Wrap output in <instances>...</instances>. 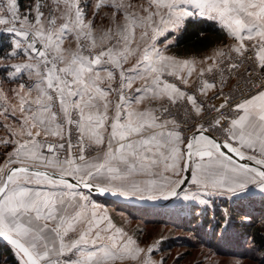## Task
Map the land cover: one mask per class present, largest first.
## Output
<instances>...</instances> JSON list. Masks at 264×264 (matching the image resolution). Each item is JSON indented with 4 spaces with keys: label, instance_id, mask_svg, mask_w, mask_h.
<instances>
[{
    "label": "snow or ice",
    "instance_id": "1",
    "mask_svg": "<svg viewBox=\"0 0 264 264\" xmlns=\"http://www.w3.org/2000/svg\"><path fill=\"white\" fill-rule=\"evenodd\" d=\"M55 2L64 5L59 17L45 18L37 3L35 22L25 16L19 28L17 0L4 6L10 17L0 14V25L25 42L16 39L14 49L36 60L11 65L8 76L28 71L38 81L29 89L38 93L34 105L20 97L19 135L28 139L12 149L9 164L18 166L0 172V237L20 264H158L152 246L140 247L77 189L114 187L155 200L157 191L175 196L190 172L194 184L213 191L264 190V0H147L138 12L123 0H97L96 10L107 4L123 13H113L99 42L80 0ZM194 15L218 21L232 42L199 63L156 47L157 35ZM68 35L72 51L64 47ZM178 104L183 127L172 111ZM230 153L261 167L238 164Z\"/></svg>",
    "mask_w": 264,
    "mask_h": 264
},
{
    "label": "rangeland",
    "instance_id": "2",
    "mask_svg": "<svg viewBox=\"0 0 264 264\" xmlns=\"http://www.w3.org/2000/svg\"><path fill=\"white\" fill-rule=\"evenodd\" d=\"M96 2L97 0H80V7L84 10L85 22L93 21L95 36L99 42L100 36L111 24L113 13L118 18L122 17L123 13L107 4L96 10L94 8ZM123 2L133 5L132 10L137 12L140 10V5L147 7V0H123ZM6 3L7 0H0V14L10 17L4 7ZM37 3L40 4V10L44 13L45 18L50 14L59 17L64 11L63 3L57 6L55 0H31L23 9L18 4L20 21L15 25L17 28L20 27L25 16L30 23L35 22ZM62 22V20H57V25ZM7 27L8 25H0V33L9 36L12 41L9 53L14 52L15 54L0 58V172L12 166L9 164V159L14 158L12 149L16 146L15 142L22 143L28 139L27 136L19 135L25 115L19 111L20 97H25L34 105L38 95L35 91L29 92V89L38 82L34 74L29 72L26 74L25 71H22L23 73H19L15 77L8 76L9 72L14 71V68L10 67L11 65L36 63V60L35 54L30 56L23 50L14 49L13 45L16 39H20L22 43L25 42L23 38L7 32L5 30ZM181 28L179 30L168 28L162 35H157L154 41L156 47L165 55L174 56L179 60L199 59L202 61L211 56L215 48H223L224 45L232 42V38L228 35L224 41L201 53L177 55L170 50L169 45L176 40ZM37 47L42 46L37 44ZM64 47L68 51L74 50V35H68L65 38ZM127 66L129 65L125 67ZM164 77L172 78L166 74ZM213 133L223 140L226 139L220 131ZM38 139L45 138L41 136ZM54 139L48 138L49 141ZM43 151L45 155H50L46 148ZM245 152L246 155L255 154L259 157L258 152L253 153L251 150H245ZM77 191L88 196L89 201L98 206L101 214L106 213L111 217L112 223L131 236L140 247L152 246L153 252L149 255L158 264H264V251L260 250L248 236H241L235 227L236 222L251 219L249 212L254 209L255 202L264 201V190H261L259 184H249L244 191L227 193L224 190L213 191L210 187L205 188L202 184H194L190 178L176 198L164 205L151 207L124 202L118 204L111 199L98 197L80 188ZM185 196L190 198L185 199ZM133 197L141 198V196ZM143 198H148V196H143ZM237 205L247 207L240 218L232 215L233 208ZM258 215L260 214L258 213ZM260 216L262 221L256 220V218L252 219L255 220L254 224L257 223L264 227V215ZM14 251L20 260V255L17 254L15 248ZM53 258L55 259V257Z\"/></svg>",
    "mask_w": 264,
    "mask_h": 264
},
{
    "label": "trees",
    "instance_id": "3",
    "mask_svg": "<svg viewBox=\"0 0 264 264\" xmlns=\"http://www.w3.org/2000/svg\"><path fill=\"white\" fill-rule=\"evenodd\" d=\"M20 8H25L31 0H17ZM227 37L226 31L217 23L207 17H189L176 40L169 45L170 50L177 55L198 54L202 51L224 41ZM12 48V41L9 36L0 33V58H5ZM1 71V68H0ZM116 202V201H115ZM122 203V202H117ZM256 204V205H255ZM250 220L238 221L235 223L236 229L241 236L246 235L250 240L264 251V227L260 224H254L256 220L262 221L260 215H264V201L255 202ZM152 205H143L151 207ZM160 206V205H154ZM247 207L237 205L233 208V216L240 218ZM250 210V209H249ZM258 213L260 215H258ZM220 229V228H219ZM0 264H20L14 248L0 240Z\"/></svg>",
    "mask_w": 264,
    "mask_h": 264
},
{
    "label": "water",
    "instance_id": "4",
    "mask_svg": "<svg viewBox=\"0 0 264 264\" xmlns=\"http://www.w3.org/2000/svg\"><path fill=\"white\" fill-rule=\"evenodd\" d=\"M192 135V134H190ZM189 135V136H190ZM212 135H214L218 141H221L223 140L222 138L216 136L214 133H212ZM223 151H227L226 149H222ZM230 155L233 156V159L239 163V164H247L248 166L250 167H261L259 165H256L255 164V161H252V160H247V159H243L241 160L239 157H237L234 153H230ZM15 166H18V165H12L11 167H15ZM264 170V169H262ZM190 175L191 173L190 172H184L183 174V178L185 180V183L183 184H180L177 188H176V195L175 196H170V195H166L165 197H160V198H157L155 200H152V199H148V198H140V197H133V196H125V195H122V194H119L117 193L115 190H111V191H108V192H105V193H101L99 192L98 189H84V188H80L82 190H85L87 192H90L91 194H95L96 196L98 197H102V198H107V199H111L113 201H116V202H124V203H128V204H131V205H164L168 202H170L171 200H173L174 198L177 197V195L179 194V192L181 190H183L185 184L187 183L188 179L190 178ZM71 180V178H69ZM0 240L2 242H5L7 244H9L10 246H12L13 248H15L13 245H11L9 243V241L7 239H5L4 237H0Z\"/></svg>",
    "mask_w": 264,
    "mask_h": 264
},
{
    "label": "crops",
    "instance_id": "5",
    "mask_svg": "<svg viewBox=\"0 0 264 264\" xmlns=\"http://www.w3.org/2000/svg\"><path fill=\"white\" fill-rule=\"evenodd\" d=\"M193 17H202V16H199V15H194ZM217 23L220 25V23L217 21ZM221 27H222V25H220ZM225 31H226V33H227V30L226 29H224ZM227 36H228V34H227ZM209 49V48H208ZM207 50V49H206ZM205 51V50H204ZM190 60H195V61H197V63H199L200 62V60L198 59H190ZM206 63H211V61H208V62H206ZM128 67V66H127ZM26 72V74H28V71H25ZM21 73H23V72H21ZM20 73V74H21ZM205 79H209L208 78V74H206L205 75V77H204ZM164 79H166L168 82H170V83H176L177 84V86L178 87H181L183 90H186V86H184V85H182V84H180V82L175 78V77H172V78H167V77H164ZM192 79H195V74L193 75V78ZM140 81H137V83H136V86L138 87L139 85H140ZM185 132V131H184ZM187 135H188V133L187 132H185ZM93 155H95V153H93ZM239 164V163H238ZM182 174H184V173H182ZM190 178H191V175H190ZM189 178V179H190ZM172 179L173 180H176V179H178L177 177H172ZM97 183H103V181L102 180H98V181H96ZM113 190H115V188L113 187L112 188ZM84 191V190H83ZM182 191V190H181ZM180 191V192H181ZM85 192H87V191H85ZM179 192V193H180ZM156 196H166L167 195V191L166 192H164L163 194H161L160 192L159 193H154ZM209 194V193H208ZM149 195V193H143V196H148ZM136 196H141V194H137ZM178 196V195H177Z\"/></svg>",
    "mask_w": 264,
    "mask_h": 264
},
{
    "label": "built area",
    "instance_id": "6",
    "mask_svg": "<svg viewBox=\"0 0 264 264\" xmlns=\"http://www.w3.org/2000/svg\"><path fill=\"white\" fill-rule=\"evenodd\" d=\"M227 45V44H226ZM225 46V45H224ZM208 78H209V74H208ZM225 91L227 92V89H225ZM248 90L245 89V92H247ZM209 95L211 96V93H209ZM240 98V94L237 93L234 97L235 100H239ZM113 99H115V96L113 95ZM207 102H210V103H217L216 100H211V101H207ZM172 111L173 113H177L178 114V122L181 123L182 127H183V117H184V113H183V110H182V105H176V106H173L172 108ZM191 125V122H189V126L184 128V131L188 133V135L190 134H193V129L192 127L190 126ZM205 127H207V125H205Z\"/></svg>",
    "mask_w": 264,
    "mask_h": 264
},
{
    "label": "bare ground",
    "instance_id": "7",
    "mask_svg": "<svg viewBox=\"0 0 264 264\" xmlns=\"http://www.w3.org/2000/svg\"><path fill=\"white\" fill-rule=\"evenodd\" d=\"M159 197V196H158ZM161 197H165V196H161Z\"/></svg>",
    "mask_w": 264,
    "mask_h": 264
}]
</instances>
